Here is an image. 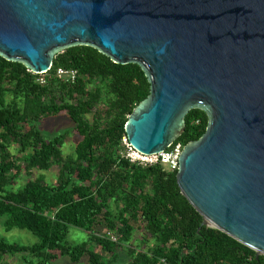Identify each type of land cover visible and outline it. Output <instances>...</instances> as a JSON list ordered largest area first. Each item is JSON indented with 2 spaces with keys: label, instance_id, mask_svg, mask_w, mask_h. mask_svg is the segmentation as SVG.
<instances>
[{
  "label": "water",
  "instance_id": "water-1",
  "mask_svg": "<svg viewBox=\"0 0 264 264\" xmlns=\"http://www.w3.org/2000/svg\"><path fill=\"white\" fill-rule=\"evenodd\" d=\"M91 45L138 63L149 95L129 115V143L153 154L186 115H208L178 156L181 192L202 224L264 254V0H0V54L44 73Z\"/></svg>",
  "mask_w": 264,
  "mask_h": 264
},
{
  "label": "trees",
  "instance_id": "trees-1",
  "mask_svg": "<svg viewBox=\"0 0 264 264\" xmlns=\"http://www.w3.org/2000/svg\"><path fill=\"white\" fill-rule=\"evenodd\" d=\"M58 67L75 68L78 76L62 78ZM150 85L138 63L115 62L91 45L57 53L44 73L0 54V218L6 216L7 230L28 229L38 237L32 244L0 238V262L22 254L30 264H59L62 256L118 264L123 249L130 257L124 264H264V254L202 224L204 217L181 192L177 170L140 164L122 152L128 117ZM62 113L82 136L73 154L62 150L65 132L46 135L39 125ZM207 125L204 110L190 109L177 141L198 139ZM53 165L59 167L55 182L32 176ZM23 171L29 179L13 188ZM135 223L149 235L147 248L133 244ZM71 226L84 229L87 239L70 242Z\"/></svg>",
  "mask_w": 264,
  "mask_h": 264
},
{
  "label": "rangeland",
  "instance_id": "rangeland-1",
  "mask_svg": "<svg viewBox=\"0 0 264 264\" xmlns=\"http://www.w3.org/2000/svg\"><path fill=\"white\" fill-rule=\"evenodd\" d=\"M43 74L40 75V79H43ZM39 125L44 130L46 135L56 134L60 132L66 133L65 142L62 146V150L64 154H73L75 143H77L82 136L79 135L75 131V123L73 120L65 113L52 115L48 117H44L40 120ZM125 147L123 148V153L127 154L129 152V141L127 138L123 139ZM18 151L17 147H12L13 152ZM59 172V167L57 165H53L48 170H39L36 169L33 171V177H36L40 174H43L45 179L50 182H55L57 178V174ZM29 175H27L24 171L20 174L17 179V183L13 186V188H18L25 185L26 181L29 179ZM5 219L6 216L0 218V238L6 239L8 242H17L20 244H32L38 240V237L33 234L28 229H22L19 227H14L10 230H7L5 227ZM137 230L134 232L133 244H139L140 247L147 248L149 244V235L145 232V230L141 229L139 223H135ZM105 229H103L104 233ZM88 234L84 229L71 226L70 232L68 236V240L70 242H82L87 239ZM147 243V244H146ZM118 264H124L129 261L130 257L125 250H121L119 253ZM59 264H87V258L82 259L79 262H73L69 256H62L57 261ZM1 264H30L25 261L22 254H14V255H6L1 259Z\"/></svg>",
  "mask_w": 264,
  "mask_h": 264
},
{
  "label": "built area",
  "instance_id": "built-area-1",
  "mask_svg": "<svg viewBox=\"0 0 264 264\" xmlns=\"http://www.w3.org/2000/svg\"><path fill=\"white\" fill-rule=\"evenodd\" d=\"M57 74L62 78L74 81L78 76V70L75 68L58 67ZM40 81L45 82L44 79H40ZM197 122H199V120ZM184 145L183 142L175 140L162 151L153 154H146L136 150L129 143L130 148L126 156L129 157L131 161H136L140 164L147 165L160 162L169 170H178V156ZM105 231L113 240L117 239L114 233L108 230Z\"/></svg>",
  "mask_w": 264,
  "mask_h": 264
}]
</instances>
